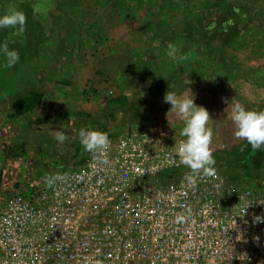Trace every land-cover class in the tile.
Masks as SVG:
<instances>
[{
    "label": "built area",
    "instance_id": "1",
    "mask_svg": "<svg viewBox=\"0 0 264 264\" xmlns=\"http://www.w3.org/2000/svg\"><path fill=\"white\" fill-rule=\"evenodd\" d=\"M161 117L145 112L106 152L7 199L0 264H264V223L253 221L264 196L193 174Z\"/></svg>",
    "mask_w": 264,
    "mask_h": 264
},
{
    "label": "rangeland",
    "instance_id": "2",
    "mask_svg": "<svg viewBox=\"0 0 264 264\" xmlns=\"http://www.w3.org/2000/svg\"><path fill=\"white\" fill-rule=\"evenodd\" d=\"M221 8L235 14L234 20L242 22V30H249L252 43L235 52L231 51L234 46L226 47L223 54L228 57L233 52L242 65L232 66L224 60L219 75L226 77L215 81L208 78L207 72L211 69H205V64L201 83L190 91L195 94L194 103L203 106L211 118L209 127L213 137L209 148L216 161V172L232 174L223 166L221 158L245 140L235 136L230 107L222 98L233 97L247 110H264V81L256 82L251 72L258 67L264 75V0H80L72 7L75 14L68 13L62 18L69 27L60 25L58 30L62 40L67 37L71 40L62 41L61 51L46 52L55 59L52 73L43 71L36 80L44 94V103L19 121L4 119L5 110L0 105V210L7 199L26 193L49 172L78 167L77 163L87 155L78 138L81 128L106 132L113 141L133 125L137 120L134 115L143 117L149 112L162 115V120L171 123L179 135L183 122L168 112L170 105L156 93L153 81L148 77L141 79L121 62L131 49L154 51L156 44L150 41L146 31L158 20L166 19L169 23L163 35L168 37L169 32H174V26L183 27L184 23L178 20L179 13L192 17L200 11L206 20L214 21L224 18ZM160 55L162 61L170 59L168 53ZM213 60L211 56L210 61ZM120 66L124 69L123 78L129 80L127 87L123 84L122 71H118ZM166 68L157 73L165 74ZM118 98L137 105L135 113L131 111L132 106L126 109L127 105ZM114 99L119 101L111 102ZM40 119L43 123L35 122ZM57 131L64 133L63 142L56 140ZM37 171L41 172L37 174ZM235 175L234 182L228 181L264 196V149L250 148Z\"/></svg>",
    "mask_w": 264,
    "mask_h": 264
},
{
    "label": "trees",
    "instance_id": "3",
    "mask_svg": "<svg viewBox=\"0 0 264 264\" xmlns=\"http://www.w3.org/2000/svg\"><path fill=\"white\" fill-rule=\"evenodd\" d=\"M79 1L0 0V15L7 14L10 7H15L17 10L23 11L26 18L23 33L17 32L14 28L0 29V43L7 44L9 49H14L19 53V61L11 68L4 66V59L0 56V105L2 104L5 110L4 119L19 121L44 103V94L38 89L40 83L36 80L43 71L44 74L52 73L55 59L53 56L47 55L46 52H53L57 49L61 51L62 41L71 40L70 37L62 40L63 37L59 36L58 30L60 25L69 27V24L66 25L62 18H66L69 14L74 15L72 7L77 6ZM51 6L53 8L49 10ZM173 7L172 9H175ZM185 9L190 12L189 8ZM221 9L224 18L214 21L206 20L200 11L197 12V15L193 14L192 17L179 13L178 20L184 23L183 27L174 26V32H169L171 35L168 37L163 35L166 28L170 27L169 23L165 21L166 19L158 20L146 31L150 41L158 47L155 45L152 52L131 49L125 53L127 57L121 64L125 62L128 65V70L140 76L141 79L150 78L156 88V93L160 96H163L166 90L180 94L186 92L187 88L199 85L205 64V69H211L210 72L206 71L209 74L208 78L223 81L226 75H219V69L224 60H227L232 66L242 65L237 55L232 52V55L227 57L223 54V50L231 45L234 46L231 49L234 52L239 48H248L252 41L249 30H242L243 26H240L242 22L237 23L234 20L235 14L229 13L227 9ZM172 17L175 18L176 15ZM188 17L191 19L188 20ZM240 31L242 32L240 33ZM169 44L173 45L177 58L185 56L186 59L181 61L170 57L169 60L162 61L160 54L169 52ZM47 49L51 51H46ZM211 56H214L215 60L210 61ZM165 65H169V68H166ZM163 68H166L165 74L159 75L157 72ZM119 69L118 71H122L123 78L124 69L122 66ZM237 70L240 71V69ZM251 72L256 82L264 81V75H261L260 68L256 67ZM128 83V78H123V84L126 87L129 85ZM122 97L127 96L123 95ZM118 99L123 100V104L127 105L126 109L131 108V102L126 99ZM118 99L111 100V102L116 103L119 101ZM136 110L137 105L133 104L131 111L135 113ZM134 116L138 120L139 116L137 117V114ZM136 121L132 124H135ZM35 122L43 123L41 119ZM250 148V145L244 141L240 146L226 152L225 158H221L223 166H226V169L232 173L224 172L225 174L222 175L231 182L235 181L236 170L240 168L241 163L250 152ZM84 161L85 158H81L77 166H81ZM40 172L37 171V174Z\"/></svg>",
    "mask_w": 264,
    "mask_h": 264
},
{
    "label": "clouds",
    "instance_id": "4",
    "mask_svg": "<svg viewBox=\"0 0 264 264\" xmlns=\"http://www.w3.org/2000/svg\"><path fill=\"white\" fill-rule=\"evenodd\" d=\"M25 15L23 11L10 7L7 14L0 15V29L14 28L19 33H23L25 25ZM168 55L172 59L185 60V56L177 58L173 45H168ZM0 56L4 59V66L11 68L19 61V53L14 49H9L7 44L0 43ZM163 102L170 105L169 111L178 116L183 127L179 135L183 137L177 147L176 156L180 162L187 166L193 174L202 171L205 175H214L216 161L212 156L209 145L212 142L213 131L209 127L211 120L209 112L203 106L194 103L195 94L186 89V93L177 94L175 91L166 90L163 95ZM222 102L230 107L231 120L235 126V136L241 138L250 145L254 151L264 149V110H247L239 101L222 98ZM55 138L59 142L65 140L62 131H57ZM79 142L86 152L102 153L111 146V140L106 132L96 129L81 128L78 131ZM175 163V159L170 160ZM52 181L50 180L49 183ZM190 184L195 187V179L189 177ZM255 204L249 201L248 205L242 209L243 215L246 209ZM254 223H264V215L253 217Z\"/></svg>",
    "mask_w": 264,
    "mask_h": 264
}]
</instances>
